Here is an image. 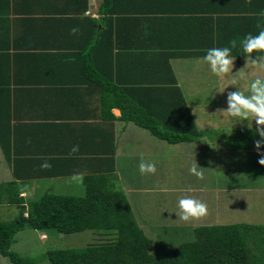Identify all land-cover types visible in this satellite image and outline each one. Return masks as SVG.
<instances>
[{
    "label": "crops",
    "instance_id": "0c3cea01",
    "mask_svg": "<svg viewBox=\"0 0 264 264\" xmlns=\"http://www.w3.org/2000/svg\"><path fill=\"white\" fill-rule=\"evenodd\" d=\"M101 1L0 0V207L16 204L27 212L28 204L43 195L81 196L86 193L87 179L98 182L102 178L110 188L124 193L139 223L134 209L139 202L131 196L143 194L149 201L162 203L159 195L203 192V199H212L199 188L197 178L194 185L187 174L180 187L169 188L180 176L164 171V163L180 164L184 172L199 158L216 173L222 162H229L239 174L258 176L254 141L260 137L254 134L255 124L251 130L224 127L228 132L208 133L199 126L196 108L178 81L173 60L203 57L171 59L199 131L194 141L152 142L150 132L122 118L118 103L120 96L129 101L132 87H150L155 80L168 77L163 60L171 46L163 28H153L151 20L180 19L181 23L182 19L208 17L219 4L228 12L262 17L264 10H258L263 9L264 0H146L141 6H135L137 0H116L118 8L127 12L115 13L112 19L100 12ZM135 19L138 34L133 30ZM109 20L115 23L113 28H106ZM188 25L185 28L196 29ZM73 28L78 29L75 35ZM156 62L164 65L154 72L151 66ZM74 145H79V151L70 154ZM260 151L264 152V146ZM141 159L155 162L156 173L141 174ZM45 161L52 165L50 169L40 167ZM247 165L253 169L249 171ZM81 175L82 180L75 178ZM214 177L213 186L205 184L209 191L230 192L229 185L224 187L228 175ZM14 194L19 201L9 203V195ZM198 222L188 226L212 225ZM42 238L47 239L45 232Z\"/></svg>",
    "mask_w": 264,
    "mask_h": 264
},
{
    "label": "trees",
    "instance_id": "16d2710c",
    "mask_svg": "<svg viewBox=\"0 0 264 264\" xmlns=\"http://www.w3.org/2000/svg\"><path fill=\"white\" fill-rule=\"evenodd\" d=\"M137 1L135 6H141L142 1L146 0ZM232 4L235 3L229 6ZM222 6L214 7L215 12L209 11L208 17L182 19L181 23L180 19L151 20L150 26L163 28L165 40L171 46V51L163 60L165 65L156 62L151 68L156 72L158 67L164 65L168 77L155 80V85L150 87H132V92L126 98L129 100L127 103L120 96L118 105L124 120L134 122L168 143L191 142L198 138L196 121L178 86L171 59L187 55L203 57L209 48L231 47L229 42L235 39L237 47L231 55L242 61L246 54L240 42L249 33L256 35L264 30V15L251 18L240 15L242 11L222 10L219 8ZM118 7L120 5L116 0H102L99 10L112 19L115 13L127 12ZM263 10L264 7L258 11ZM215 13L217 17H213ZM109 21L106 28H113L115 23ZM136 23L137 19L133 30L138 34L140 30L136 29ZM191 23L196 26L193 31L185 28ZM185 48L190 50L183 51ZM86 183V193L81 196L46 194L31 201L27 212L23 207L13 220L0 219V253L12 264H40L44 259L49 260L50 264H264V224L241 221L227 225H199L194 227L195 240L181 243L166 252H156L153 241L141 228L122 191L110 188L102 178L98 182L89 178ZM18 201V194L9 195V203ZM26 227L41 232L54 229L65 234L89 229L102 230L113 238L83 248L52 249L33 258L11 248L16 234Z\"/></svg>",
    "mask_w": 264,
    "mask_h": 264
},
{
    "label": "rangeland",
    "instance_id": "374dc122",
    "mask_svg": "<svg viewBox=\"0 0 264 264\" xmlns=\"http://www.w3.org/2000/svg\"><path fill=\"white\" fill-rule=\"evenodd\" d=\"M245 64L246 60L239 64L235 59L233 74L245 67ZM172 65L174 66L177 78H179L178 81L181 82L184 92L189 98V103L193 104L196 108V119L203 130L208 129L210 130L208 133L215 132L218 134L217 131H220V133L228 132V129H225L224 127H232L231 129L234 128L238 131L239 128L248 126V121L237 122L232 118L224 119L223 116L218 117V115H214L217 109L227 108L226 93L236 90L234 86L229 85L230 80L221 79L222 81L218 84L217 80L219 77L211 72L209 66L202 58L194 60L175 59L172 61ZM244 71L247 75L240 80V87L244 90H247L250 81L257 75H264V73L258 72L251 66ZM223 88H226L225 91L220 93L218 90ZM253 124L255 123L253 122ZM220 128L222 129L220 130ZM150 134L149 137L152 142L161 140ZM219 135L220 137L223 136L222 134ZM259 158L260 157L257 156L255 160L258 161ZM196 162L198 166L205 168L203 170L204 179H197L200 183L197 184H199V188L204 191V193L210 194L209 198L212 199H203V192L189 195L195 196L208 205L207 216L212 214L208 219H206L205 216L201 218V220H193L189 223H185L178 219L176 216V213L179 211L178 201L181 197L188 194L183 193L177 197L174 194L170 196L159 195L158 199L162 203L149 201L150 197L143 194L142 196H131L133 202L136 200L139 202L137 207H134L140 221L139 224L144 230L146 236L153 241V250L156 252H166L172 248H176L181 243L195 240L196 235L194 228L189 227L188 225L191 223L194 225L195 222L198 221L205 222V224L209 222L213 225H227L239 223L241 221L251 224H264V166H261L258 163L257 166L260 170L259 175L251 177L247 175V173L239 174V170L236 166L234 164H229V162H222L216 173L211 171L210 165L207 161L199 160V158H197L196 161L192 160V163H189V168L184 172H182L180 164H175L173 162L171 165H167L164 163V171L168 172V174L179 173L180 176V181L179 179L174 178L169 185V188L176 189L180 187V183L185 182L186 174L191 178V182L195 185L196 177L190 173L189 169L192 164ZM247 168L249 171L253 169L250 165H247ZM220 173L229 176L224 187L226 188V186L229 185L230 189L228 190L230 192L224 193L222 190L220 191L219 188H216V191L212 192L206 188L205 184H208L209 186L215 184L216 179L214 176L219 177ZM236 181H239L240 184L238 185ZM220 184H222L221 181ZM236 186H239L240 189L238 190H241L242 192H239L236 189ZM218 191L221 193H217ZM168 198H171V200L168 201ZM170 201H172V204L169 203ZM20 210V205L4 204L0 207V219L3 221H11L20 214ZM212 217L213 219L211 221H207ZM43 232L47 234V239L42 238ZM106 232L107 231L89 229L81 232L65 234L59 233L54 229L41 232L26 227L16 234L15 242L11 248L13 251L18 252L23 256L36 258L44 255L47 251L52 249L83 248L90 244L104 242L107 238L112 239L113 237L107 236ZM113 236H116L115 233ZM0 264L12 263L7 257L0 253ZM40 264H50V262L49 260L44 259Z\"/></svg>",
    "mask_w": 264,
    "mask_h": 264
},
{
    "label": "clouds",
    "instance_id": "9594fccd",
    "mask_svg": "<svg viewBox=\"0 0 264 264\" xmlns=\"http://www.w3.org/2000/svg\"><path fill=\"white\" fill-rule=\"evenodd\" d=\"M71 31L75 35L78 29L73 28ZM229 43L231 47L209 48L202 58L215 76L230 80L229 85L236 88L235 91H230L227 94V108L217 109L214 115H218V117L223 116L224 119L232 118L237 122L248 121V128L250 130L253 127V122L255 123L254 134L259 136L260 139L255 140L254 145L260 157L258 163L264 166V152L260 151L262 146H264V76L257 75L252 79L247 90L240 87V80L247 75L244 70L249 66L258 72L264 73V55H255V58H253V54L255 53H264V30H261L256 35L249 33L240 42L242 50L246 54V64L245 67L235 74H233V68L236 58L231 53L237 47V41L233 39ZM226 88L218 91L223 93ZM78 151L79 145H74L70 150V154H75ZM40 167L42 169H50L52 165L45 161ZM138 167L141 174H155L157 171L155 162L143 159H141ZM204 169L198 166L196 162L192 164L189 171L197 179L203 180ZM75 178L82 180L83 177L81 175ZM187 191L192 192L194 189L189 188ZM178 208L179 211L176 213V216L185 223L208 215V205L195 196L186 195L181 197L178 201Z\"/></svg>",
    "mask_w": 264,
    "mask_h": 264
}]
</instances>
